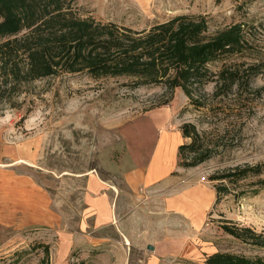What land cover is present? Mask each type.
Wrapping results in <instances>:
<instances>
[{"label": "rangeland", "instance_id": "rangeland-1", "mask_svg": "<svg viewBox=\"0 0 264 264\" xmlns=\"http://www.w3.org/2000/svg\"><path fill=\"white\" fill-rule=\"evenodd\" d=\"M73 7L81 18L136 32L185 15L203 16L208 37L240 23L249 48L208 66L213 74L223 66L237 71L239 83L217 91L212 81L194 88L198 105L190 103L178 88L170 97L163 85H140L129 76L94 77L87 71L57 69L50 77L19 84L12 75L2 80L0 69V88L4 89L0 94V150L7 152L5 147H11L10 152L24 160L20 172L32 176L50 194L58 215L52 227L14 230L1 226L0 264H56L59 257L57 264H204L216 252L264 258V248L222 229L248 228L264 236V0H76ZM17 62L24 70V60ZM155 113L169 116V130L184 124L195 127V149L209 157L195 167L181 168V182L201 183L214 195L218 188V201L215 195L198 226L184 220L174 225L172 216H164L165 225L159 229L163 234L152 231L147 238L136 234L134 243L126 246H111L105 240L97 246L79 242L61 256L62 249L57 247L62 232L73 238L76 233L91 234L90 226L87 232L80 231L87 216L83 200L86 174L96 172L126 198L122 172L130 170L133 156L122 130L134 119ZM136 124L138 132L145 129V152H149L154 130L146 123ZM189 142L184 139L183 144ZM181 156L190 160L197 152L183 151ZM149 199L136 197L141 212L154 211ZM127 200L132 205L133 200L128 196ZM93 236L116 239L108 228ZM148 244L153 250L146 248Z\"/></svg>", "mask_w": 264, "mask_h": 264}, {"label": "trees", "instance_id": "trees-1", "mask_svg": "<svg viewBox=\"0 0 264 264\" xmlns=\"http://www.w3.org/2000/svg\"><path fill=\"white\" fill-rule=\"evenodd\" d=\"M75 1L0 0L2 80L12 75L19 84L32 82L54 75L57 69L67 73L87 71L94 77L129 76L140 85H163L170 97L178 88L194 105H198L193 99L194 88L212 81L217 91L239 83L237 71L223 66L213 74L208 66L243 54L249 48L244 25L231 24L208 37L203 16L185 15L136 32L115 23L79 17L73 7ZM21 59L25 62L24 70L18 66ZM3 90L0 88L1 95ZM180 131L182 138L190 142L177 149L178 167L189 169L203 163L209 155L195 149V127L184 124ZM183 151L197 152V156L184 159ZM219 192L215 188L216 202ZM222 229L231 237L250 240L264 248V236L253 230L228 226ZM204 264H264V258L216 252Z\"/></svg>", "mask_w": 264, "mask_h": 264}, {"label": "crops", "instance_id": "crops-1", "mask_svg": "<svg viewBox=\"0 0 264 264\" xmlns=\"http://www.w3.org/2000/svg\"><path fill=\"white\" fill-rule=\"evenodd\" d=\"M168 120L167 114L155 113L134 119L122 130V137L133 156L130 170L122 172L127 196L134 201L132 205L114 184L101 179L94 171L86 174L83 200L87 216L80 231L87 232L90 226L91 234L76 233L77 237L73 238L70 233L67 235L62 232L57 247L58 250L62 249L61 256L68 255L79 242L97 246L101 244L99 240H105L111 241L108 242L111 246H115V243L126 246L133 242L131 240L136 234L141 238H147L152 231L163 234V230L159 229L165 225L164 216H172L174 225L180 220L188 221L193 226L202 222L206 211L215 202L214 191L201 183L191 186L190 182L182 184L177 149L184 143V138L179 128L167 129ZM137 121L148 124L154 130L155 140L149 152H145V129L138 132ZM5 149L7 152L0 150V227L26 230L55 226L58 215L52 207L50 194L36 184L32 176L20 172V163L24 164V160L14 156L10 152L11 147ZM142 195L151 198L148 205L153 204L154 211L141 212L143 208L135 200ZM105 228L115 233V241L110 237L93 236ZM59 258L55 260L56 264L62 259Z\"/></svg>", "mask_w": 264, "mask_h": 264}, {"label": "water", "instance_id": "water-1", "mask_svg": "<svg viewBox=\"0 0 264 264\" xmlns=\"http://www.w3.org/2000/svg\"><path fill=\"white\" fill-rule=\"evenodd\" d=\"M147 249H149V250H153V247L149 245V246L147 247Z\"/></svg>", "mask_w": 264, "mask_h": 264}]
</instances>
